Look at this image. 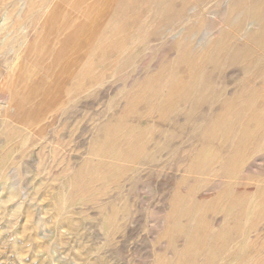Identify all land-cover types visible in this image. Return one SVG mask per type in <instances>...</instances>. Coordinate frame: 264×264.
<instances>
[{
	"label": "rangeland",
	"instance_id": "rangeland-1",
	"mask_svg": "<svg viewBox=\"0 0 264 264\" xmlns=\"http://www.w3.org/2000/svg\"><path fill=\"white\" fill-rule=\"evenodd\" d=\"M0 264H264V0H0Z\"/></svg>",
	"mask_w": 264,
	"mask_h": 264
},
{
	"label": "bare ground",
	"instance_id": "bare-ground-1",
	"mask_svg": "<svg viewBox=\"0 0 264 264\" xmlns=\"http://www.w3.org/2000/svg\"><path fill=\"white\" fill-rule=\"evenodd\" d=\"M258 7H259V6H258ZM57 12H58V11H57ZM60 12H61V11H60ZM261 14H262V13H261ZM52 17H53V16H52ZM49 19H50V18H49ZM105 19H106V18H105ZM249 20H250V19H249ZM51 21H52V20H51ZM49 25H50V24H49ZM104 25H105V24H104ZM42 26H43V25H42ZM82 26H83V25H82ZM44 27H45V26H44ZM114 27H115V26H114ZM114 27H113V28H114ZM74 36H75V35H74ZM53 40H54V39H53ZM77 41H78V40H77ZM72 43H73V42H72ZM33 44H34V43H33ZM35 47H36V46H35ZM232 49H233V48H232ZM32 50H33V49H32ZM40 50H41V49H40ZM63 51H64V50H63ZM99 51H100V50H99ZM248 52H249V50H248ZM43 53H44V52H43ZM87 54H88V52H87ZM87 54H86V55H87ZM234 55H235V54H234ZM248 55H249V54H248ZM42 56H43V55H42ZM60 62H61V61H60ZM92 68H93V67H92ZM82 72H83V71H82ZM161 84H163V83H161ZM167 88H168V87H167ZM187 91H188V90H187ZM197 95H198V94H197ZM237 100H238V99H237ZM204 101H205V100H204ZM144 102H145V101H144ZM236 103H237V102H236ZM230 104H231V103H230ZM247 104H248V103H247ZM149 105H150V104H149ZM236 106H237V105H236ZM236 106H235V107H236ZM195 108H196V107H195ZM224 108H225V107H224ZM233 109H234V108H233ZM176 114H177V113H176ZM228 118H229V117H228ZM251 118H252V117H251ZM222 119H223V118H222ZM252 123H253V122H252ZM250 126H251V125H250ZM132 127H133V126H132ZM132 127H131V128H132ZM232 130H233V129H232ZM165 134H166V133H165ZM245 134H246V133H245ZM132 137H133V136H132ZM128 138H129V137H128ZM228 140H229V139H228ZM152 143H153V142H152ZM241 144H242V143H241ZM222 159H223V158H222ZM209 162H210V161H209ZM199 164H200V163H199ZM238 224H239V223H238Z\"/></svg>",
	"mask_w": 264,
	"mask_h": 264
}]
</instances>
